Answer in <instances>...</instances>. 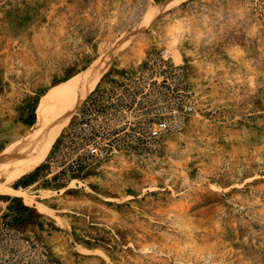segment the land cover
Listing matches in <instances>:
<instances>
[{"label":"rangeland","instance_id":"rangeland-1","mask_svg":"<svg viewBox=\"0 0 264 264\" xmlns=\"http://www.w3.org/2000/svg\"><path fill=\"white\" fill-rule=\"evenodd\" d=\"M162 52L168 88L148 84ZM101 61L42 163L0 192V264H264V0H0V156ZM158 117L172 127L151 139Z\"/></svg>","mask_w":264,"mask_h":264},{"label":"bare ground","instance_id":"bare-ground-1","mask_svg":"<svg viewBox=\"0 0 264 264\" xmlns=\"http://www.w3.org/2000/svg\"><path fill=\"white\" fill-rule=\"evenodd\" d=\"M107 67L104 61L92 65L42 100L32 129L0 156V192L42 163L71 111L95 89Z\"/></svg>","mask_w":264,"mask_h":264},{"label":"built area","instance_id":"built-area-1","mask_svg":"<svg viewBox=\"0 0 264 264\" xmlns=\"http://www.w3.org/2000/svg\"><path fill=\"white\" fill-rule=\"evenodd\" d=\"M168 53L162 52L158 56L149 58L147 61L146 69L151 72L150 80H155L153 83H148L149 85H157L165 88L171 85L172 80L175 79L177 70L169 65ZM194 106L190 103H184L182 105H177L173 107L172 111L174 114H184L189 113L193 110ZM172 127L171 118L158 117L155 118L154 122L149 126L148 137L151 139H156L164 134H166ZM89 152L92 155H103L105 150L96 142L92 141L88 145ZM7 210L6 202L0 198V236L8 235L11 236L14 231V227L9 223L4 215Z\"/></svg>","mask_w":264,"mask_h":264},{"label":"trees","instance_id":"trees-1","mask_svg":"<svg viewBox=\"0 0 264 264\" xmlns=\"http://www.w3.org/2000/svg\"><path fill=\"white\" fill-rule=\"evenodd\" d=\"M80 161V160H79ZM78 161V162H79ZM47 260H45V263H46V261H47V264H54V261H53V259L50 257V256H48L47 258H46Z\"/></svg>","mask_w":264,"mask_h":264}]
</instances>
